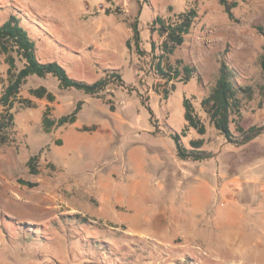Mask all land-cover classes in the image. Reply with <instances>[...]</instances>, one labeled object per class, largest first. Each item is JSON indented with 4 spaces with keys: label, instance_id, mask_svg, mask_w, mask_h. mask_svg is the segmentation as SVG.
<instances>
[{
    "label": "rangeland",
    "instance_id": "obj_1",
    "mask_svg": "<svg viewBox=\"0 0 264 264\" xmlns=\"http://www.w3.org/2000/svg\"><path fill=\"white\" fill-rule=\"evenodd\" d=\"M188 10H195L198 18L169 63L183 60L198 74L188 82L165 83L154 73L157 61L139 55L133 40L129 53L127 41L137 25L140 50L151 49V37L156 38L155 43L161 42L152 29L153 20ZM11 16L29 30L39 61L59 63L74 80L94 83L106 70L117 68L127 88L111 86L98 97H103V114L118 113L126 124L122 135H115L113 144L103 145L99 152L86 143L78 150L56 147L54 135L43 133L40 127L43 111L52 117L55 108L49 106L52 102L47 97L39 99L33 91L44 87L52 93L60 105L57 113L68 110L85 94L63 89L52 76L26 81L18 101L32 107L15 109V141L0 145V264H83L92 260L96 264H264V247L260 242L256 247L249 244L262 241V233L245 228L252 219L264 225V134L245 146L230 145L201 108L225 58L238 83L255 92L253 100L242 105L241 124L245 128L264 126L260 95L264 37L258 31V27L264 28V0H240L233 18L219 0H0V25ZM98 21L105 30L91 34ZM105 31L122 36V41L113 42L116 48L106 44ZM85 35L93 37L86 39ZM7 69L2 57L0 75L5 79ZM164 90L170 91L168 99ZM186 99L205 121L204 136L186 128ZM176 134L189 148L191 140L202 138L201 149L212 158L181 160ZM57 155L71 180L82 182L94 174L100 177L103 167H116L123 201L110 202V195H97L86 188L80 195H65L66 203L78 208L76 212L64 211L66 203L58 207V200L48 209L43 195H52L54 184L43 187L46 180L54 183L61 170ZM32 157L36 158L30 164ZM16 178L40 182L21 191L14 187ZM9 194L27 198L16 200ZM179 194L186 195L185 200L174 198ZM168 208L191 221L188 226L195 230L189 234H195L198 226V240L174 234L157 238L162 243L151 237L170 232L168 225L162 233L158 230L165 218L161 213ZM184 223L171 227L177 232Z\"/></svg>",
    "mask_w": 264,
    "mask_h": 264
},
{
    "label": "trees",
    "instance_id": "obj_2",
    "mask_svg": "<svg viewBox=\"0 0 264 264\" xmlns=\"http://www.w3.org/2000/svg\"><path fill=\"white\" fill-rule=\"evenodd\" d=\"M240 0H219L227 15L233 18V9L237 8ZM172 11V7H169ZM198 18L195 10H188L184 13L173 14L168 18L157 16L152 22V29L163 39L160 43L151 42L150 57L152 61H157L154 67L155 75L165 83L182 81L188 82L193 74H198L197 70L189 64H184L183 60H177L174 65L169 63L171 57L177 49L181 47L194 27ZM259 33L264 37V28L258 27ZM133 42L136 52L139 55L145 54L140 50L142 43L141 34L137 25L133 26ZM128 48L133 49L131 42ZM4 58L7 69V79L0 75V145H10L15 141V113L17 109L31 108V103L25 104L18 100L22 86L30 77L45 78L52 76L56 78L63 89H76L91 96H100L102 92L111 86L127 88L121 75L115 71H107L105 76L94 83L78 81L70 78L66 70L57 62L41 63L36 54V43L29 30L23 22L15 16H11L4 24L0 25V59ZM261 69L264 73V54L260 59ZM199 76V75H198ZM198 79H200L198 77ZM175 85L172 86V89ZM162 94L160 91H156ZM33 95L42 99L47 97L51 102L55 100L52 93L46 88L39 87L33 91ZM170 91L164 90L163 96L168 99ZM254 90L245 84H239L235 71L229 67L225 58L221 60L219 76L211 92L202 99L201 108L209 123L223 137L226 143L237 147L245 146L264 134V126H250L245 128L241 124V111L244 102L253 100ZM260 95L264 104V86L260 88ZM30 102V101H28ZM18 105V106H17ZM82 102H78L69 114L57 120L49 118L48 111L43 114V125L46 133H50L53 127H62L73 124L81 110ZM186 107V128H193L199 135L206 134V124L190 102L185 100ZM16 109V110H15ZM149 113L152 110L148 108ZM234 126V131L232 130ZM85 127V131L94 130ZM176 141L177 155L181 160L201 162L212 158V154L202 150L203 139H193L190 141V148L186 147L178 134L173 136ZM36 157L30 159L33 163ZM35 172V169H34ZM22 184L30 188L36 183L19 180Z\"/></svg>",
    "mask_w": 264,
    "mask_h": 264
},
{
    "label": "crops",
    "instance_id": "obj_3",
    "mask_svg": "<svg viewBox=\"0 0 264 264\" xmlns=\"http://www.w3.org/2000/svg\"><path fill=\"white\" fill-rule=\"evenodd\" d=\"M95 28L92 30L91 34H97L100 35L104 30L105 27L101 24V21L95 22L94 23ZM97 28V29H96ZM107 28V27H106ZM102 29V30H101ZM116 29H120L118 26H116ZM82 32H84V30L81 29ZM79 31V32H81ZM103 34L106 35L107 38V45L110 46L111 48H116V45H114L113 42H116L117 40H123L122 36H119L120 34L116 31L113 34L108 33L107 31H105ZM134 34V33H133ZM133 34L130 40L127 41V49L130 53V49L128 48V42L132 43L133 40ZM89 35V34H88ZM157 36L159 38V40H163L157 33ZM86 39L87 38H92L93 35L89 36H84ZM152 41H156V38L151 37ZM158 40V39H157ZM112 42V43H111ZM157 42V41H156ZM98 47V51H101L102 48ZM150 49H146L145 50V54L150 55ZM118 51L115 50V54H117ZM115 70L118 72L117 68H112L111 70L108 69L105 71L104 75H102L100 77L103 78L106 74L107 71H112ZM119 73V72H118ZM99 80V79H98ZM97 80V81H98ZM79 91V90H78ZM83 92V91H81ZM84 93V92H83ZM85 97L80 100L79 102H82V106H81V110L78 113L77 119L73 124H68V125H64L62 127H53L51 129L50 133L47 134H51L54 135V138L57 140V146L56 147H60L61 149H65V148H69V149H74V150H78L80 149V146H82L84 143H86V146L89 145L90 147L93 148V150H97L98 152L103 148V145L105 144H113V140L116 138L115 135L117 136H121L122 135V128H124L125 126V119L119 117L118 113H111V115H106L102 113V104L103 103V97L100 98L98 96H91L88 95L86 93ZM102 94V93H101ZM100 94V95H101ZM103 96V95H102ZM54 102V103H53ZM52 103H49L50 107H54V115L51 117L49 116V118H51L52 120H57L60 117L69 114L70 112H72V110L75 108L76 104H72L68 110L66 111H62V112H58L57 113V109L59 108V104L55 101H53ZM45 113V111H43V114ZM94 114L97 115V118H93ZM141 120V116H139V118L137 119V121ZM41 123V128L43 130V133L45 132L44 129V125H43V117L40 121ZM88 127V128H93L95 127L94 130H90V131H85L84 128ZM148 133L150 130H146ZM46 133V132H45ZM87 146V147H89ZM88 149V148H87ZM86 149V150H87ZM59 155L56 156V163L59 164V168H61V170H58L59 172L56 173V177H54L53 182H51L50 180H46L45 181V186L43 187L44 189L46 188H50L51 185L53 187V193L52 195H43L44 199L47 200V208L49 209L50 203H53L54 200H58V207H63L62 203H66V194L69 195H80V191H82L83 193H85L86 188H90V190H92L93 193H96L97 195H110V202L112 201H116L119 202L120 200L123 201V199L119 196L121 193V189L123 186H119L118 181H117V177H115L117 175V168L116 167H112V166H106L103 167L102 173L99 177V175L94 174L93 176H91V178H87L85 180H83L81 182V180H71L70 177H67V175L65 174V167L61 165L60 163V158L58 157ZM100 170V169H98ZM93 178V179H92ZM91 179V180H90ZM18 180H20V178H16L14 180V187L17 189L25 190L27 187L25 184H22L20 181L18 183ZM91 181V182H90ZM36 183L40 182V179H36V181H33ZM125 183H123L124 185ZM41 186V184L39 185ZM84 189V190H82ZM71 191V192H69ZM10 198L12 199H20V198H27L25 195H18V194H9ZM74 200H76V197H73ZM110 205H108L109 207ZM56 205L54 204L52 208H55ZM65 208H68L67 210H64L66 212H76L78 210L77 207L70 205L69 203H66ZM62 210V208L60 209ZM186 219V218H185ZM187 223L185 224V226L187 227V229H180L177 232H174V227H171L170 225H168L170 227V232L168 233L166 230H164V234H161L159 236H151L152 238H154L156 241L158 242H162L165 243L164 241H160L157 238L162 237L164 239L168 238V237H173V235L175 234H181L182 236H184L185 238H190L194 241L199 239V233H198V226L196 227V232H194L195 234H189L191 233L193 230H195L194 226H188L189 223H191V221H189L188 219ZM162 221V220H161ZM160 221V222H161ZM165 226V225H164ZM164 226H158V230L161 231L159 233H162V228ZM188 227H191V229L189 230ZM247 232H257L260 231L262 233L261 235V240L262 241H253L251 240L249 242L251 247H256L257 244H259L258 242L261 243V247H264V225H258L256 223H254L253 219L250 220V223L245 227ZM131 230V229H130ZM132 232V230H131ZM133 233V232H132ZM196 237V239H194ZM57 264H61V263H57ZM83 264H96L93 260L88 262L85 261L83 262Z\"/></svg>",
    "mask_w": 264,
    "mask_h": 264
},
{
    "label": "bare ground",
    "instance_id": "obj_4",
    "mask_svg": "<svg viewBox=\"0 0 264 264\" xmlns=\"http://www.w3.org/2000/svg\"><path fill=\"white\" fill-rule=\"evenodd\" d=\"M164 187V186H163ZM174 196V198L175 199H184L185 200V197H186V195H173ZM184 197V198H183ZM196 198V197H195ZM199 198H200V196H199ZM200 199H202V198H200ZM201 201V200H200ZM199 203V202H198ZM186 204H187V202H186ZM190 204V203H189ZM198 206V205H197ZM200 206V205H199ZM167 211L166 212H164V213H161V215H163V216H165V218H164V221H163V223L161 224V225H159V226H166V225H170V226H178L180 223H184V222H186L187 223V220L183 217V218H181V216L180 215H178L177 214V212L178 211H176V210H173V213H170V208H168V209H166ZM186 223H184V224H186ZM180 225H182V224H180ZM184 226V225H183ZM179 227V226H178ZM183 228H185V229H187V227L185 226V227H183ZM182 228V229H183ZM180 229V228H179ZM188 229L190 230L191 228H189L188 227Z\"/></svg>",
    "mask_w": 264,
    "mask_h": 264
}]
</instances>
